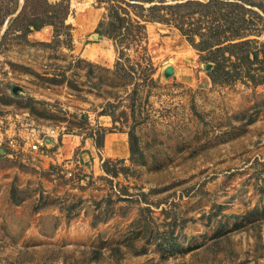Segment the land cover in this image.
I'll list each match as a JSON object with an SVG mask.
<instances>
[{"label":"rangeland","instance_id":"1","mask_svg":"<svg viewBox=\"0 0 264 264\" xmlns=\"http://www.w3.org/2000/svg\"><path fill=\"white\" fill-rule=\"evenodd\" d=\"M217 1L249 58L147 21L149 81L139 46L115 72L96 0L59 42L13 38L23 0H0V264H264V0ZM31 128L53 144L23 148Z\"/></svg>","mask_w":264,"mask_h":264},{"label":"trees","instance_id":"2","mask_svg":"<svg viewBox=\"0 0 264 264\" xmlns=\"http://www.w3.org/2000/svg\"><path fill=\"white\" fill-rule=\"evenodd\" d=\"M221 1H224L221 2ZM97 4L103 5L104 12L98 21L96 31L99 34L109 36L117 51L116 61L114 62L115 72L119 70L121 57L124 55V50L130 45L139 46L143 51L140 56L141 61H144L145 76L148 78L149 73L147 68H151L150 57L146 53V48L142 44L146 39V22L160 21L165 23H172L179 27L182 33L186 34L193 40V35H198L199 43L196 45L200 49L210 48L212 45H217L222 42L221 33H224L223 39L229 40L222 49L228 52V56H238L237 47H242L251 40L244 37L246 33H237L232 31V23H227L226 14L220 9H213L209 7L210 0L207 2L199 0H185L184 2L164 3V0H96ZM149 4H146L148 3ZM199 4L203 9L209 12L208 17L212 16L209 24L201 25L200 20H194L192 14L195 7L192 5ZM225 4L232 6L235 2L231 0H218L216 4ZM224 6V5H222ZM174 7H183L173 9ZM205 7V8H204ZM17 6L12 5L6 10V14L13 13ZM70 9V0H23L20 10L11 17L10 26L12 29H18L21 32L17 33L13 38L17 40H26L27 34L41 28L43 25L50 24L53 27L54 39L53 42H59V36L67 32V24L65 19ZM196 11V10H195ZM190 18V21L188 20ZM222 20V21H221ZM2 21H0L1 24ZM186 24V26H184ZM225 26V29H224ZM226 28L230 30L226 33ZM69 34V33H66ZM218 37L216 38V35ZM237 39V40H233ZM222 47V46H221ZM219 45L215 49H221ZM239 59L242 61L249 58V52L240 48ZM139 61V62H141ZM140 64V63H138ZM213 68H221L220 61L216 62ZM223 69V67H222Z\"/></svg>","mask_w":264,"mask_h":264},{"label":"built area","instance_id":"3","mask_svg":"<svg viewBox=\"0 0 264 264\" xmlns=\"http://www.w3.org/2000/svg\"><path fill=\"white\" fill-rule=\"evenodd\" d=\"M54 135V129L50 128L47 129L44 133L40 131H34V128H31L28 133L24 135L23 138V148H30L33 150H39L43 151L44 149L48 148L50 145L49 143H52L49 139V136ZM16 137H13L9 139V142L11 145L17 144L15 140ZM53 138V137H52ZM53 144V143H52Z\"/></svg>","mask_w":264,"mask_h":264},{"label":"water","instance_id":"4","mask_svg":"<svg viewBox=\"0 0 264 264\" xmlns=\"http://www.w3.org/2000/svg\"><path fill=\"white\" fill-rule=\"evenodd\" d=\"M98 36H100V34H97ZM173 69H172V66H170V65H167L166 67H165V71L166 72H171Z\"/></svg>","mask_w":264,"mask_h":264}]
</instances>
